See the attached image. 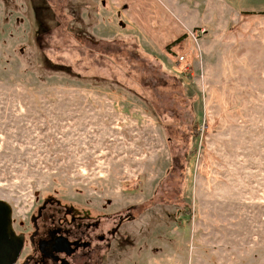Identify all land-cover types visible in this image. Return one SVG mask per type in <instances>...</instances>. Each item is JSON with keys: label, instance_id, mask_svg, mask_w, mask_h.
I'll list each match as a JSON object with an SVG mask.
<instances>
[{"label": "rangeland", "instance_id": "374dc122", "mask_svg": "<svg viewBox=\"0 0 264 264\" xmlns=\"http://www.w3.org/2000/svg\"><path fill=\"white\" fill-rule=\"evenodd\" d=\"M0 200L89 264H264V0H0Z\"/></svg>", "mask_w": 264, "mask_h": 264}, {"label": "flooded vegetation", "instance_id": "af4514ba", "mask_svg": "<svg viewBox=\"0 0 264 264\" xmlns=\"http://www.w3.org/2000/svg\"><path fill=\"white\" fill-rule=\"evenodd\" d=\"M61 219L62 216L58 217L53 209L38 208L31 217L33 231L28 236L19 233L23 245L13 264L91 263L92 253L98 250L93 239L102 240L103 235H94L91 227H86L79 234L73 233L59 225ZM96 225L97 223L92 226L96 228ZM26 246L27 249L22 255ZM103 258L104 255L100 257L98 264L102 263Z\"/></svg>", "mask_w": 264, "mask_h": 264}, {"label": "water", "instance_id": "95a60500", "mask_svg": "<svg viewBox=\"0 0 264 264\" xmlns=\"http://www.w3.org/2000/svg\"><path fill=\"white\" fill-rule=\"evenodd\" d=\"M11 217L10 204L0 200V264H13L23 245L22 236L11 227Z\"/></svg>", "mask_w": 264, "mask_h": 264}, {"label": "built area", "instance_id": "2783aa9c", "mask_svg": "<svg viewBox=\"0 0 264 264\" xmlns=\"http://www.w3.org/2000/svg\"><path fill=\"white\" fill-rule=\"evenodd\" d=\"M205 29L204 28H195V30H191L189 32V35L191 37V39H193L194 42H197V40L204 34ZM185 59V55H179L178 57V61H182Z\"/></svg>", "mask_w": 264, "mask_h": 264}, {"label": "trees", "instance_id": "16d2710c", "mask_svg": "<svg viewBox=\"0 0 264 264\" xmlns=\"http://www.w3.org/2000/svg\"><path fill=\"white\" fill-rule=\"evenodd\" d=\"M30 1V0H29ZM30 6V5H29ZM32 4H31V7H30V15L32 16L33 15V9H32Z\"/></svg>", "mask_w": 264, "mask_h": 264}]
</instances>
